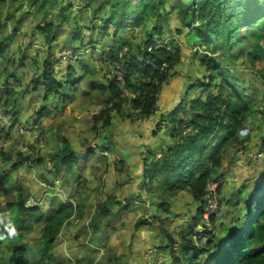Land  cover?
<instances>
[{
    "label": "trees",
    "instance_id": "obj_1",
    "mask_svg": "<svg viewBox=\"0 0 264 264\" xmlns=\"http://www.w3.org/2000/svg\"><path fill=\"white\" fill-rule=\"evenodd\" d=\"M6 1L0 0V5ZM12 1L16 2L18 8L25 5L22 14L33 11L39 18L47 16L55 6L62 9H56L47 16L48 24L39 26L40 20H37L33 26V32L43 35L47 43L58 37L77 6L74 0ZM83 1L87 5L93 4L94 19L100 22L88 30L94 33L98 27L103 35L112 32L114 39L120 41L114 51L112 49L105 55H108L107 60L113 66L121 63L125 71L124 80L111 78L104 84H84L89 70L81 63L80 66H67L65 76L61 78L57 77L52 66L44 68L32 80V90H41L43 102L35 110L33 124L53 116L59 107L73 101L79 89L85 86L106 94L108 101H111V105L93 116L94 123H101L102 128L111 125L112 112L120 113L128 107L139 118L153 116L164 84L180 63L181 48L171 42H159L164 39L165 27L174 17L194 35L195 44L206 48L209 54L200 55V51L195 50L202 74L185 86L181 101L170 112L163 114L156 125V131L169 127L172 144L160 157L152 150H147L144 159L145 183L147 192L152 196L157 192L174 198L181 192H187L203 206L202 197L207 185L219 179L225 153L232 146H247L249 134L244 137L242 134L254 130L253 126L247 125L248 119L254 111L264 113V87L245 82L235 75L232 64L227 63L229 59L232 62L242 61L245 65L250 63L251 67H255L257 62L264 64V0ZM75 19L74 15V23ZM3 29L0 53L8 47L6 39L9 35L4 26ZM138 29L146 34L142 41L120 40L121 33H133ZM181 32V29L178 30V33ZM81 34L80 27L75 28L70 41H79L83 49L85 45ZM244 44L253 46L250 52H235L237 46ZM149 62L153 66L148 65ZM45 63L52 65L53 61L46 60ZM9 78L6 76L4 82H8ZM195 90L199 93L187 99L191 91ZM7 91L9 98L6 104H9L16 91L12 88ZM83 94L87 95L88 92L84 90ZM61 143L50 158L53 176L63 171V176L71 174L78 179L83 177L79 171V155L68 140L63 138ZM111 144V141H103L100 148L109 151ZM259 152H264V139H261ZM95 155L96 150L89 148L82 159L87 161ZM117 163L122 164L121 161ZM47 180L51 184L55 182ZM255 181L252 187L244 186L238 192V199L234 203L238 215L231 218L229 226L222 227L218 238L212 232L209 233L207 244L197 247L193 237L199 236L200 239L198 228L203 220V210L198 207L193 224L187 229L189 231L185 235H182L184 232L181 234L180 251H171L172 264H180V257L186 264H264V174ZM17 192L14 196L11 190L5 193L8 213L0 226V264H51L55 259L53 248L61 226L75 207L70 202H60L48 214H44L40 206L25 205L28 198L25 190L18 187ZM165 203L160 199L158 207L166 206L168 213L169 207ZM243 203L244 207L241 206ZM113 205L115 201L112 197L99 203V217L109 215V208ZM151 221L159 222L157 214L151 217ZM142 223L148 225L150 222L143 220ZM159 223L164 225L161 219ZM35 226H40L41 234L33 247L23 239L25 233L32 232ZM166 235L172 245L173 237L169 233Z\"/></svg>",
    "mask_w": 264,
    "mask_h": 264
},
{
    "label": "rangeland",
    "instance_id": "obj_2",
    "mask_svg": "<svg viewBox=\"0 0 264 264\" xmlns=\"http://www.w3.org/2000/svg\"><path fill=\"white\" fill-rule=\"evenodd\" d=\"M74 1L77 6L70 13L68 24L51 43L45 42L43 35L33 32V26L37 20H40L39 26L48 24L47 16L56 9L62 11L61 8L55 6L47 16L39 18L33 11L22 14L25 5L18 8L12 0L0 5V38L3 26L9 35L6 39L8 47L0 53V226L8 213L5 193L11 190L14 196L21 187L28 193L27 200L32 199L44 214L63 201L75 207L57 236L53 248L55 259L51 264H172L171 251H180L181 234L189 231L186 225L192 226L196 216L194 208L199 206L204 210V207L187 192H181L174 198L157 192L152 196L147 192V184L139 179L140 162L136 158L141 155V137L135 133L136 128L142 125L141 133L147 135V141L151 142L168 137L169 127L151 133L152 123L149 121L152 116L139 118L128 107L120 113L112 112L111 125L102 128L101 123H94L93 116L111 105V101L106 94L89 86L81 87L75 99L59 107L53 116L33 124L35 110L43 104L41 90H32V80L36 78L35 74H40L39 71L52 66L57 77L61 78L65 76L67 66H80L81 63L89 70L84 84H104L111 79L115 68L121 65L113 66L105 55L112 49L114 51L120 42L114 39L112 32L103 35L98 27L94 33L88 30L100 24L94 19L93 4ZM74 15L76 23L72 21ZM74 27L81 29L83 49L79 41H70ZM180 29L182 32L178 33ZM164 35L159 42L178 45L181 58L175 67L176 74L167 80L158 96V113L155 116L172 110L184 96L185 86L202 74L195 50L200 51V55L209 54L206 48L195 44L194 35L174 17L165 27ZM119 36L122 42L132 40L138 43L145 39L146 34L138 29L133 33L125 31ZM236 48L235 52L243 50L246 53L253 46L244 44ZM46 60L53 61V64L45 63ZM227 63L232 64L235 75L245 82L264 87L263 62L255 63V67L229 59ZM6 76L11 77L8 82H4ZM8 88L14 89L16 94L12 96L13 101L6 104ZM84 90L87 95L83 94ZM198 93L197 90L191 91L187 99L194 98ZM125 94L128 92L125 91ZM128 113L133 116L130 118ZM145 122L148 124L145 125ZM248 122L247 125L253 126L254 130L242 134V137L249 134L247 146L230 147L220 166L217 180L220 210L210 222L211 232L216 238L221 235L222 227L229 226L231 218L238 215L234 205L238 192L244 186L252 187L255 179L264 174V152H259L261 139H264V113L254 111ZM63 138L79 155V171L83 176L79 179L71 174L63 176V171L56 176L51 172L50 158L55 148L61 146ZM107 140L112 142L111 150H101L100 146ZM89 148L96 150V155L83 161L82 156ZM46 178L55 180L54 184ZM108 197L114 199L115 205L110 206L109 215L99 217L98 204ZM160 199L166 201L168 213L166 206L158 207ZM126 206L129 207L126 209ZM241 206L244 207L245 203ZM154 214L164 225L151 221ZM143 220L150 223L143 224ZM202 224L203 220L199 227ZM40 230V226H35L32 232L25 233L23 241L35 247ZM167 233L173 237L172 245L167 240ZM193 239L197 247L205 242L201 240V243L199 236ZM180 264H186L182 257Z\"/></svg>",
    "mask_w": 264,
    "mask_h": 264
},
{
    "label": "built area",
    "instance_id": "obj_3",
    "mask_svg": "<svg viewBox=\"0 0 264 264\" xmlns=\"http://www.w3.org/2000/svg\"><path fill=\"white\" fill-rule=\"evenodd\" d=\"M148 65L153 66V63L149 62ZM115 69L116 70L111 73L110 77L123 82L124 73H125L124 69L121 66H117ZM218 186L219 183L217 180L210 181L205 190V194L202 197L203 207H204L203 224L198 228L200 235V239H199L200 242L201 240L205 241L204 244L202 245L207 244V242L210 240L209 233H211V226H210L211 218L219 214L220 208H219L218 192H217ZM25 204L28 207L35 206L34 205L35 203L32 202V199H28Z\"/></svg>",
    "mask_w": 264,
    "mask_h": 264
},
{
    "label": "crops",
    "instance_id": "obj_4",
    "mask_svg": "<svg viewBox=\"0 0 264 264\" xmlns=\"http://www.w3.org/2000/svg\"><path fill=\"white\" fill-rule=\"evenodd\" d=\"M157 111V110H156ZM171 111V110H170ZM169 111V112H170ZM155 113H158V112H155ZM164 113H160V114H156V116L155 115H153L151 118V120L149 121V123L151 124L152 123V127H151V129L149 130L151 133H153L154 131H156V127H155V125H157L156 123H158L159 121H160V117L163 115ZM157 118L159 119V121L157 122ZM148 123L147 122H145V125H147ZM142 125H141V128H136V130H135V133H136V135H138V136H140L141 137V140H139V144H140V148L139 149H141V155H140V157L139 158H136V159H138V161L140 162L139 164V167H138V169H139V172H140V174H139V179L140 180H142V181H144L145 182V175H144V159L147 157V150L148 149H150V150H152L155 154H156V156L157 157H160L161 156V154L163 153V151L164 150H166L167 148H169L170 146H171V142H172V140H171V138L168 136V137H166V138H164V137H160V138H157V140H155V141H151V142H149V141H147V138H148V136L147 135H144V134H142L141 133V129H142ZM108 128V127H107ZM163 129H161L160 131H162ZM159 131V132H160ZM158 131H156V133H157ZM159 135V134H158ZM145 136V139H142V137H144ZM160 139H161V141H160ZM127 156L125 155V158H126ZM140 180H137V181H140ZM64 202V201H63ZM198 207L199 206H196L195 208H194V211L196 212L197 211V209H198ZM144 219V218H143ZM149 221V220H148ZM150 222V221H149ZM66 223V222H65ZM65 223L63 224V225H65ZM192 224H193V220H192ZM63 225L61 226V228L63 227ZM187 226V228L188 227H191V225H186ZM61 230V229H60ZM59 233H60V231H59ZM59 235V234H58ZM138 264V263H137Z\"/></svg>",
    "mask_w": 264,
    "mask_h": 264
},
{
    "label": "clouds",
    "instance_id": "obj_5",
    "mask_svg": "<svg viewBox=\"0 0 264 264\" xmlns=\"http://www.w3.org/2000/svg\"><path fill=\"white\" fill-rule=\"evenodd\" d=\"M26 203V202H25ZM26 205V204H25Z\"/></svg>",
    "mask_w": 264,
    "mask_h": 264
}]
</instances>
